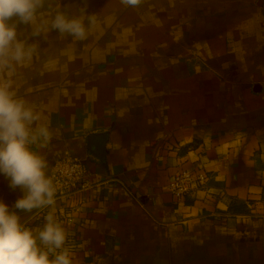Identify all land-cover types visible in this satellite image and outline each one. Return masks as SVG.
<instances>
[{
	"label": "crops",
	"instance_id": "obj_1",
	"mask_svg": "<svg viewBox=\"0 0 264 264\" xmlns=\"http://www.w3.org/2000/svg\"><path fill=\"white\" fill-rule=\"evenodd\" d=\"M6 24L0 90L33 116L28 147L47 178L67 151L88 170L73 264H264V0H38ZM182 165L207 193L166 190ZM23 195L0 173L21 226Z\"/></svg>",
	"mask_w": 264,
	"mask_h": 264
},
{
	"label": "clouds",
	"instance_id": "obj_2",
	"mask_svg": "<svg viewBox=\"0 0 264 264\" xmlns=\"http://www.w3.org/2000/svg\"><path fill=\"white\" fill-rule=\"evenodd\" d=\"M123 2L137 6L140 0ZM37 4L38 0H0V54H7L16 38L15 28L6 21L15 16L25 23L30 22ZM52 27L76 39L86 38L84 24L79 19L57 15ZM32 119L30 111L0 90V173L9 178L11 188L19 187L24 192L14 203L15 209L24 211L55 203V189L45 175L46 162L28 147L35 140L33 136L30 141L28 128ZM43 134L50 138L46 129ZM46 221L38 233L39 241L48 246V251H43L32 230L22 227L18 216L0 202V264H73L70 252L64 248V228L51 215ZM57 249L62 250L50 258L49 252Z\"/></svg>",
	"mask_w": 264,
	"mask_h": 264
},
{
	"label": "built area",
	"instance_id": "obj_3",
	"mask_svg": "<svg viewBox=\"0 0 264 264\" xmlns=\"http://www.w3.org/2000/svg\"><path fill=\"white\" fill-rule=\"evenodd\" d=\"M87 176L88 170L83 159L72 155L68 151L52 164L48 179L51 180L55 189V203L34 208L22 223L24 228L34 232L41 250L48 251V246L39 241L38 233L43 229L47 222L46 217L49 215L65 230L64 248L69 252L78 248L74 228L76 214L81 209L80 196L90 187ZM208 179V173L204 168L182 165L173 173L165 188L175 199H184L195 191L207 193ZM61 250L57 249L55 252H49V256L54 258L55 254Z\"/></svg>",
	"mask_w": 264,
	"mask_h": 264
}]
</instances>
